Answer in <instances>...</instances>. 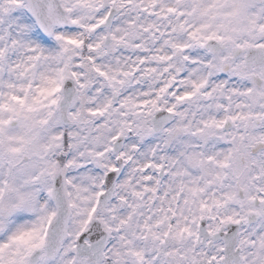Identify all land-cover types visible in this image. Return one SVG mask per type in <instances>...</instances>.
I'll list each match as a JSON object with an SVG mask.
<instances>
[{
	"label": "snow or ice",
	"instance_id": "obj_1",
	"mask_svg": "<svg viewBox=\"0 0 264 264\" xmlns=\"http://www.w3.org/2000/svg\"><path fill=\"white\" fill-rule=\"evenodd\" d=\"M0 264H264V0H0Z\"/></svg>",
	"mask_w": 264,
	"mask_h": 264
}]
</instances>
